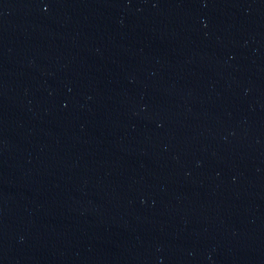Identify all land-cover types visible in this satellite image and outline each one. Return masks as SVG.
<instances>
[{"label": "water", "instance_id": "95a60500", "mask_svg": "<svg viewBox=\"0 0 264 264\" xmlns=\"http://www.w3.org/2000/svg\"><path fill=\"white\" fill-rule=\"evenodd\" d=\"M0 264H264V0H0Z\"/></svg>", "mask_w": 264, "mask_h": 264}]
</instances>
